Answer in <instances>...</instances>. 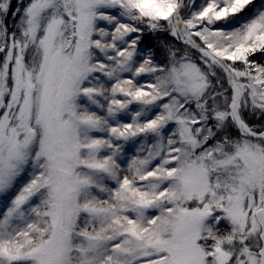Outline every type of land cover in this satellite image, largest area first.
Segmentation results:
<instances>
[{"label": "snow or ice", "instance_id": "snow-or-ice-1", "mask_svg": "<svg viewBox=\"0 0 264 264\" xmlns=\"http://www.w3.org/2000/svg\"><path fill=\"white\" fill-rule=\"evenodd\" d=\"M0 264H264V0H0Z\"/></svg>", "mask_w": 264, "mask_h": 264}, {"label": "trees", "instance_id": "trees-1", "mask_svg": "<svg viewBox=\"0 0 264 264\" xmlns=\"http://www.w3.org/2000/svg\"><path fill=\"white\" fill-rule=\"evenodd\" d=\"M13 2L15 3V0H13Z\"/></svg>", "mask_w": 264, "mask_h": 264}]
</instances>
